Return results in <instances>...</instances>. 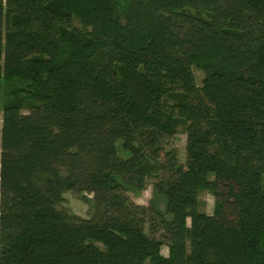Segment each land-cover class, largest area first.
<instances>
[{"label": "trees", "instance_id": "trees-1", "mask_svg": "<svg viewBox=\"0 0 264 264\" xmlns=\"http://www.w3.org/2000/svg\"><path fill=\"white\" fill-rule=\"evenodd\" d=\"M145 261L264 264V0H0V264Z\"/></svg>", "mask_w": 264, "mask_h": 264}, {"label": "rangeland", "instance_id": "rangeland-1", "mask_svg": "<svg viewBox=\"0 0 264 264\" xmlns=\"http://www.w3.org/2000/svg\"><path fill=\"white\" fill-rule=\"evenodd\" d=\"M194 73L196 76L197 83L200 84V81L203 77V72L199 69L194 68ZM168 142V146H172L176 149L179 160L183 162L186 157V134L183 132V130L178 129L177 133L174 134L171 138H169ZM155 181L156 178L149 177L147 179V185L143 190H141L140 192H131L129 193V196L136 203L148 205L150 199L153 197V183ZM225 190L226 189L224 187H219V191L225 192ZM88 196L90 197V195ZM63 197V201L57 206L59 209L68 213L78 215L80 217L90 216L92 212V209L89 206L90 204L80 200L78 194L73 191H66L63 193ZM214 201L215 195H213V193L208 190L200 191V210L208 214L212 213L214 208ZM161 253L163 255H167V247L165 245L161 247ZM144 264H147V261H145Z\"/></svg>", "mask_w": 264, "mask_h": 264}]
</instances>
